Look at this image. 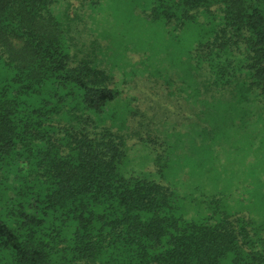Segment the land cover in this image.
I'll use <instances>...</instances> for the list:
<instances>
[{"label": "trees", "instance_id": "trees-1", "mask_svg": "<svg viewBox=\"0 0 264 264\" xmlns=\"http://www.w3.org/2000/svg\"><path fill=\"white\" fill-rule=\"evenodd\" d=\"M0 264H264V0H0Z\"/></svg>", "mask_w": 264, "mask_h": 264}, {"label": "rangeland", "instance_id": "rangeland-1", "mask_svg": "<svg viewBox=\"0 0 264 264\" xmlns=\"http://www.w3.org/2000/svg\"><path fill=\"white\" fill-rule=\"evenodd\" d=\"M72 3L77 6L79 4V0H72ZM134 59H138L137 55H133ZM145 79V78H144ZM141 85H140V89L136 90L131 89L132 87H127V94H137L142 98V101L144 103H142V112L143 116L141 119H143V121H145L144 126H142V124H135L134 126L132 124L131 127H137L136 129L133 128V130L139 131L140 132V136L135 135V133H133L131 135V137L128 139V144L131 146H134V149L132 153H136L137 155L139 154L138 152H141L140 149L141 146H138L140 144H143V141L140 139L141 135L142 136H152L155 135L152 127L148 124L146 125L154 116L156 119L158 118H162V115H164L163 112H161L163 110L164 107H167V109L169 108L171 111H173L174 113H176V107L175 105H173L172 103H170L169 101H167L166 99H164V92L161 90V88L159 87V85H156L155 83H151V82H147L146 80H144L143 82L140 81ZM130 86V85H128ZM146 105V106H145ZM148 107L152 110V112H150V110L148 109ZM153 108V109H152ZM161 112V113H160ZM142 121V120H141ZM136 151V152H135ZM137 162V161H136Z\"/></svg>", "mask_w": 264, "mask_h": 264}]
</instances>
